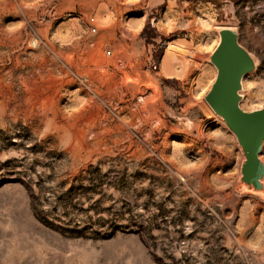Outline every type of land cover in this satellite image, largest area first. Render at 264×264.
Masks as SVG:
<instances>
[{"label":"rangeland","instance_id":"rangeland-1","mask_svg":"<svg viewBox=\"0 0 264 264\" xmlns=\"http://www.w3.org/2000/svg\"><path fill=\"white\" fill-rule=\"evenodd\" d=\"M223 30L264 109V0H0V264H264V176L205 100Z\"/></svg>","mask_w":264,"mask_h":264},{"label":"water","instance_id":"water-1","mask_svg":"<svg viewBox=\"0 0 264 264\" xmlns=\"http://www.w3.org/2000/svg\"><path fill=\"white\" fill-rule=\"evenodd\" d=\"M220 37L211 56L217 77L205 100L224 120L242 148L243 181L258 189L264 176V164L260 160L264 146V109L245 112L240 106L243 79L253 72L254 61L234 31L223 30Z\"/></svg>","mask_w":264,"mask_h":264},{"label":"bare ground","instance_id":"bare-ground-1","mask_svg":"<svg viewBox=\"0 0 264 264\" xmlns=\"http://www.w3.org/2000/svg\"><path fill=\"white\" fill-rule=\"evenodd\" d=\"M52 65L54 66V67H56V64L55 63H52ZM58 65V64H57ZM70 65L73 67L74 65H75V62L74 61H72V62H70ZM69 65V66H70ZM58 67V66H57ZM62 70H63V68H62ZM63 72V71H62ZM125 74V73H124ZM64 75H66L67 77H69V74L67 73V72H65V74ZM51 76V75H50ZM49 76V77H50ZM51 78V77H50ZM261 160V159H260ZM263 163V162H262ZM261 182H263V181H261Z\"/></svg>","mask_w":264,"mask_h":264}]
</instances>
